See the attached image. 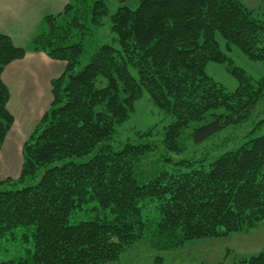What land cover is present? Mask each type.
I'll use <instances>...</instances> for the list:
<instances>
[{
    "label": "trees",
    "instance_id": "1",
    "mask_svg": "<svg viewBox=\"0 0 264 264\" xmlns=\"http://www.w3.org/2000/svg\"><path fill=\"white\" fill-rule=\"evenodd\" d=\"M139 1L110 15L106 0H68L33 38L28 50L66 69L23 146L20 177L0 181V264H107L142 241L171 251L264 222V135L211 163L171 157L192 124L201 144L248 121L264 100V79L227 54L235 47L264 64L263 8L242 0ZM106 17L113 43L78 69L85 39ZM28 50L0 34V150L15 121L2 74ZM208 63L226 65L238 83L233 92L208 76ZM145 92L173 122L157 141L149 132L118 142ZM158 148L175 168L140 184L136 173ZM239 264H264V250Z\"/></svg>",
    "mask_w": 264,
    "mask_h": 264
},
{
    "label": "rangeland",
    "instance_id": "2",
    "mask_svg": "<svg viewBox=\"0 0 264 264\" xmlns=\"http://www.w3.org/2000/svg\"><path fill=\"white\" fill-rule=\"evenodd\" d=\"M139 2V0H106L110 15L115 14L121 6L136 9ZM262 11H264V6ZM103 23V26L94 27L93 34L85 39L86 51L81 57L78 69H82L90 62L99 46L113 43L114 35L110 30V18H104ZM218 40L225 51L224 40L221 37H218ZM227 54L233 59L235 67L244 70L256 80L264 79V64L262 62L251 61L235 47ZM131 72L137 77L134 69H131ZM206 73L230 92H233L237 87V80L228 72L226 65L208 63ZM51 93L48 91L45 99H33L27 108L32 107L34 110H39L36 114L43 111L47 102L51 103ZM36 114L34 117H30L31 122L35 120ZM172 122L173 119L165 116L164 112L154 105L149 94L145 92L143 97L135 103V109L130 118L119 126L116 139L120 143L127 140L136 141L141 140L139 136L151 132L147 137L148 140L157 141L162 138L163 129ZM194 128L195 125L192 124L184 130L179 142L182 148L181 153H171V157L176 161L204 157L206 163H211L221 155L239 149L249 140L264 135V100L258 104L248 121L227 127L204 143L196 144L194 142ZM165 155L167 154L164 148H158L148 156L136 173V179L140 184L149 181L165 168L169 170L175 168L173 162L169 164L165 162ZM261 250H264V222L248 234L239 233L216 239H204L171 251L159 249L152 242L142 241L122 255L119 261L107 264H239L244 259L258 254ZM0 257L5 256L1 254Z\"/></svg>",
    "mask_w": 264,
    "mask_h": 264
},
{
    "label": "crops",
    "instance_id": "3",
    "mask_svg": "<svg viewBox=\"0 0 264 264\" xmlns=\"http://www.w3.org/2000/svg\"><path fill=\"white\" fill-rule=\"evenodd\" d=\"M242 1L250 9L264 6L260 0ZM67 4L68 0H0V34L10 37L16 47L28 50L33 38L42 31L44 18L60 14ZM65 69V62L31 50L23 59L5 68L2 80L10 91L8 110L15 121L0 150V181L20 177L23 146L53 98L51 95V103L47 102L38 114L39 110L28 109L27 105L33 99H45L48 91L52 92L51 82L59 78ZM35 114V120L31 122L29 119Z\"/></svg>",
    "mask_w": 264,
    "mask_h": 264
}]
</instances>
